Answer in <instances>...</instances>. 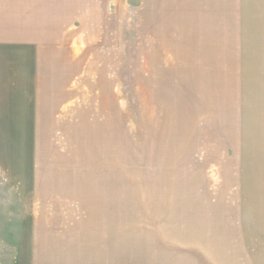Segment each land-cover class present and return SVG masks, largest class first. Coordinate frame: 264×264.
I'll list each match as a JSON object with an SVG mask.
<instances>
[{"label": "rangeland", "instance_id": "obj_1", "mask_svg": "<svg viewBox=\"0 0 264 264\" xmlns=\"http://www.w3.org/2000/svg\"><path fill=\"white\" fill-rule=\"evenodd\" d=\"M106 11L0 30V264H264V0Z\"/></svg>", "mask_w": 264, "mask_h": 264}, {"label": "crops", "instance_id": "obj_2", "mask_svg": "<svg viewBox=\"0 0 264 264\" xmlns=\"http://www.w3.org/2000/svg\"><path fill=\"white\" fill-rule=\"evenodd\" d=\"M0 1H2L0 9L8 8V10H4V13L0 11V16L7 14L9 15H7L8 17L13 16L11 18L0 20V24H4V26L0 27V30L16 31L17 36L15 37L17 38L12 40V47L28 48L26 50L30 51L28 55L31 57V61L39 63H42V60L47 56L52 57L51 55L41 53L40 48L46 46L55 48L66 47L68 45L71 46L72 43H68V41L76 38L74 37L76 34L75 32L81 30L83 24H87L89 21H94L92 18L93 16L104 15L107 12L106 9H109L110 5L114 3V0ZM6 24H9V26ZM18 24H20V26H18ZM12 25H14V28H10ZM23 30H25V33L22 35L20 34V31L23 32ZM7 44V42L0 41V46H6ZM56 55L58 54H54L53 56L56 58L58 57ZM59 56L61 57L58 58L59 61H67L65 55L61 54ZM54 59L48 58V62L51 60L53 61ZM115 235L116 234L113 231L111 232V235L103 237L102 240H100L101 242L98 243L97 247L99 254L102 253L100 252L101 249L108 254L118 252L119 242L115 240L119 237ZM161 248L163 247H157V250L162 252L163 250ZM162 253H164V251ZM233 264L241 263L236 262Z\"/></svg>", "mask_w": 264, "mask_h": 264}]
</instances>
